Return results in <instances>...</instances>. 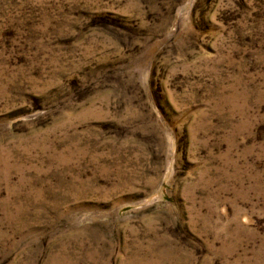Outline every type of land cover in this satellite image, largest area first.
Segmentation results:
<instances>
[{
  "label": "rangeland",
  "instance_id": "rangeland-1",
  "mask_svg": "<svg viewBox=\"0 0 264 264\" xmlns=\"http://www.w3.org/2000/svg\"><path fill=\"white\" fill-rule=\"evenodd\" d=\"M0 264H264V0H0Z\"/></svg>",
  "mask_w": 264,
  "mask_h": 264
}]
</instances>
